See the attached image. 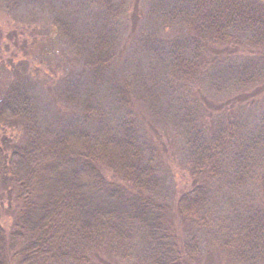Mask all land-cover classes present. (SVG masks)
<instances>
[{
    "label": "rangeland",
    "instance_id": "rangeland-1",
    "mask_svg": "<svg viewBox=\"0 0 264 264\" xmlns=\"http://www.w3.org/2000/svg\"><path fill=\"white\" fill-rule=\"evenodd\" d=\"M153 1L0 0V92L12 83L31 96L43 134L80 120L104 132L131 124L158 176L154 196L166 204L168 220L179 222L181 235L199 242L196 264H264L249 259L250 245L236 235L238 220L264 215V143L241 177L228 173L216 184L204 224L175 213L179 195L191 186L192 145L229 119L254 134L264 120V46L239 47L237 55L208 50L194 74L174 76L157 57L156 44L146 43L152 34L162 41L172 36V28L147 13ZM99 35L112 44L101 65L92 54ZM235 66H241L245 84ZM86 246L87 264H148L142 238L125 244L98 238Z\"/></svg>",
    "mask_w": 264,
    "mask_h": 264
},
{
    "label": "trees",
    "instance_id": "trees-1",
    "mask_svg": "<svg viewBox=\"0 0 264 264\" xmlns=\"http://www.w3.org/2000/svg\"><path fill=\"white\" fill-rule=\"evenodd\" d=\"M147 8L162 28H172L166 40L152 34L146 43L156 44L174 76L194 74L208 50L236 54L239 47L264 46V0H156ZM54 23L60 34L62 24ZM111 46V38L97 36L93 61L107 63ZM232 69L245 84L241 66ZM103 130L80 120L43 134L31 96L12 83L0 92V264H87L83 248L98 238L123 244L142 238L148 264L198 262V240L182 236L179 222L168 220L166 204L154 196L158 176L134 128ZM263 137L264 120L254 134L229 119L194 143L192 182L177 199V218L204 224L216 184L228 173L241 177ZM236 232L250 245L249 259L264 261V215L238 220Z\"/></svg>",
    "mask_w": 264,
    "mask_h": 264
}]
</instances>
